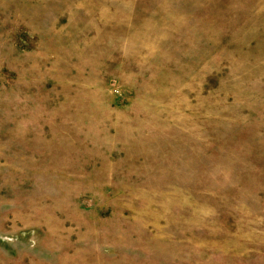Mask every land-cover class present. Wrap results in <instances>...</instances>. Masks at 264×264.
<instances>
[{"label": "rangeland", "instance_id": "1", "mask_svg": "<svg viewBox=\"0 0 264 264\" xmlns=\"http://www.w3.org/2000/svg\"><path fill=\"white\" fill-rule=\"evenodd\" d=\"M0 264H264V0H0Z\"/></svg>", "mask_w": 264, "mask_h": 264}]
</instances>
